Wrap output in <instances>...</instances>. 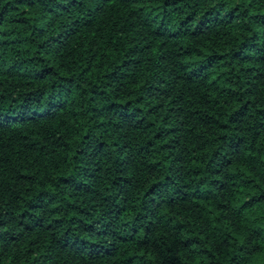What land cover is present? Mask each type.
Here are the masks:
<instances>
[{"label":"trees","instance_id":"obj_1","mask_svg":"<svg viewBox=\"0 0 264 264\" xmlns=\"http://www.w3.org/2000/svg\"><path fill=\"white\" fill-rule=\"evenodd\" d=\"M0 264H264V0H0Z\"/></svg>","mask_w":264,"mask_h":264}]
</instances>
